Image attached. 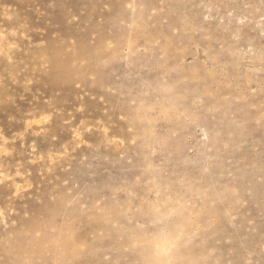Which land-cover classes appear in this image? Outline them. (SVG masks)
<instances>
[{
	"label": "rangeland",
	"instance_id": "rangeland-1",
	"mask_svg": "<svg viewBox=\"0 0 264 264\" xmlns=\"http://www.w3.org/2000/svg\"><path fill=\"white\" fill-rule=\"evenodd\" d=\"M264 264V0H0V264Z\"/></svg>",
	"mask_w": 264,
	"mask_h": 264
},
{
	"label": "clouds",
	"instance_id": "clouds-1",
	"mask_svg": "<svg viewBox=\"0 0 264 264\" xmlns=\"http://www.w3.org/2000/svg\"><path fill=\"white\" fill-rule=\"evenodd\" d=\"M171 243V238L167 233H162L159 237H157L153 244L154 254L158 257V264H165L163 259L165 249Z\"/></svg>",
	"mask_w": 264,
	"mask_h": 264
}]
</instances>
